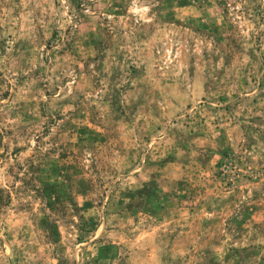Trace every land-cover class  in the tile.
Instances as JSON below:
<instances>
[{
    "label": "rangeland",
    "instance_id": "rangeland-1",
    "mask_svg": "<svg viewBox=\"0 0 264 264\" xmlns=\"http://www.w3.org/2000/svg\"><path fill=\"white\" fill-rule=\"evenodd\" d=\"M0 264H264V0H0Z\"/></svg>",
    "mask_w": 264,
    "mask_h": 264
}]
</instances>
